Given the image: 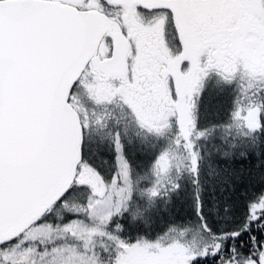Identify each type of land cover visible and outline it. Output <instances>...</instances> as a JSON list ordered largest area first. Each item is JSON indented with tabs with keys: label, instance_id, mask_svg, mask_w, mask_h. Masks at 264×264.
Instances as JSON below:
<instances>
[{
	"label": "snow or ice",
	"instance_id": "obj_1",
	"mask_svg": "<svg viewBox=\"0 0 264 264\" xmlns=\"http://www.w3.org/2000/svg\"><path fill=\"white\" fill-rule=\"evenodd\" d=\"M0 264H264V0H0Z\"/></svg>",
	"mask_w": 264,
	"mask_h": 264
},
{
	"label": "trees",
	"instance_id": "obj_2",
	"mask_svg": "<svg viewBox=\"0 0 264 264\" xmlns=\"http://www.w3.org/2000/svg\"><path fill=\"white\" fill-rule=\"evenodd\" d=\"M184 211H185L184 209H181V213H182V214H183Z\"/></svg>",
	"mask_w": 264,
	"mask_h": 264
},
{
	"label": "rangeland",
	"instance_id": "obj_3",
	"mask_svg": "<svg viewBox=\"0 0 264 264\" xmlns=\"http://www.w3.org/2000/svg\"><path fill=\"white\" fill-rule=\"evenodd\" d=\"M214 102V101H213Z\"/></svg>",
	"mask_w": 264,
	"mask_h": 264
}]
</instances>
